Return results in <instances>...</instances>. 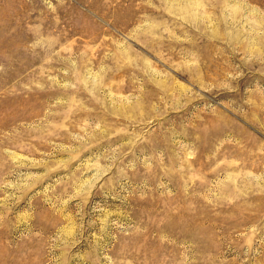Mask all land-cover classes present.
<instances>
[{
  "label": "rangeland",
  "instance_id": "374dc122",
  "mask_svg": "<svg viewBox=\"0 0 264 264\" xmlns=\"http://www.w3.org/2000/svg\"><path fill=\"white\" fill-rule=\"evenodd\" d=\"M0 264H264V0H0Z\"/></svg>",
  "mask_w": 264,
  "mask_h": 264
}]
</instances>
